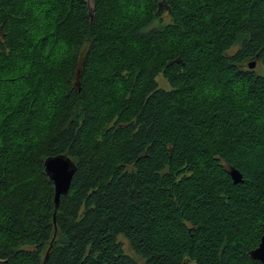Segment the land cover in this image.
Masks as SVG:
<instances>
[{
	"label": "trees",
	"instance_id": "obj_1",
	"mask_svg": "<svg viewBox=\"0 0 264 264\" xmlns=\"http://www.w3.org/2000/svg\"><path fill=\"white\" fill-rule=\"evenodd\" d=\"M263 225L264 0H0V264H260Z\"/></svg>",
	"mask_w": 264,
	"mask_h": 264
},
{
	"label": "water",
	"instance_id": "obj_2",
	"mask_svg": "<svg viewBox=\"0 0 264 264\" xmlns=\"http://www.w3.org/2000/svg\"><path fill=\"white\" fill-rule=\"evenodd\" d=\"M89 11L92 15V8L89 4ZM250 69H254L256 62H252L249 65ZM45 172L54 183L55 189V206L56 210L59 206L61 198L67 196L70 192L71 183L73 176L76 172V165L72 159L64 154L48 157L44 161ZM229 174L231 175L235 184L243 182L242 174L235 168H229ZM251 260L258 261L260 264H264V225H263V236L259 245L249 252Z\"/></svg>",
	"mask_w": 264,
	"mask_h": 264
},
{
	"label": "rangeland",
	"instance_id": "obj_3",
	"mask_svg": "<svg viewBox=\"0 0 264 264\" xmlns=\"http://www.w3.org/2000/svg\"><path fill=\"white\" fill-rule=\"evenodd\" d=\"M89 4H90V6L92 7V3L89 1ZM236 50V49H235ZM234 50V51H235ZM121 241L124 243V248L126 249V251H127V253H129V254H131V252L129 251V248H128V244H127V242L123 239V238H121Z\"/></svg>",
	"mask_w": 264,
	"mask_h": 264
}]
</instances>
